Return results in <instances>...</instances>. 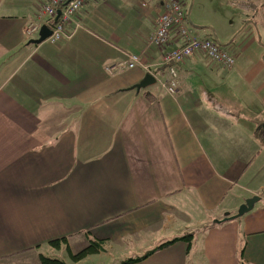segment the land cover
<instances>
[{
  "label": "crops",
  "instance_id": "0c3cea01",
  "mask_svg": "<svg viewBox=\"0 0 264 264\" xmlns=\"http://www.w3.org/2000/svg\"><path fill=\"white\" fill-rule=\"evenodd\" d=\"M47 1L0 0V261L47 245L71 264H264V39L250 18L198 23L192 0L194 34L235 64L195 52L171 94L158 79L180 41L149 42L160 0H91L67 36L30 43ZM129 54L141 62L129 67ZM147 73L156 82L137 90ZM92 239L104 250L72 260Z\"/></svg>",
  "mask_w": 264,
  "mask_h": 264
},
{
  "label": "built area",
  "instance_id": "2783aa9c",
  "mask_svg": "<svg viewBox=\"0 0 264 264\" xmlns=\"http://www.w3.org/2000/svg\"><path fill=\"white\" fill-rule=\"evenodd\" d=\"M91 0H48L38 10L34 20L27 27V34L38 33L42 25L51 29V34L46 38L52 42L58 41L68 35L66 29L79 9ZM164 12L159 15L156 21L155 31L149 37V42L159 47H166L171 42L173 31L177 35L180 44L174 49L165 52L162 56V64L166 68L163 78L158 83L168 93L174 94L180 85L179 65L186 57L195 52H203L209 58L231 67L235 64L233 55L225 51L219 43L210 37H199L192 31L187 13L179 0H160ZM60 15L58 16V12ZM141 62L140 55L129 54L127 65L134 67ZM116 66L108 70L113 71Z\"/></svg>",
  "mask_w": 264,
  "mask_h": 264
},
{
  "label": "rangeland",
  "instance_id": "374dc122",
  "mask_svg": "<svg viewBox=\"0 0 264 264\" xmlns=\"http://www.w3.org/2000/svg\"><path fill=\"white\" fill-rule=\"evenodd\" d=\"M181 4L184 7L186 13L189 12L191 8L192 0H180ZM196 6L194 7V11L198 13H203V21L198 23L210 24L212 26H216L219 23H225L227 26L223 28L220 27L221 30H227L228 27H240L242 24V19L245 17L250 18V24L253 27V31L258 34H261V37L264 39V0H253L251 1L248 7L250 10L247 12H243V10H237L240 7V4L243 0H195ZM246 1V0H244ZM262 3H259V2ZM256 2V3H255ZM254 5H256L254 7ZM233 7V8H232ZM192 30L194 33L201 32L200 28L195 27L192 23ZM232 26V27H231ZM208 28V27H207ZM244 32V31H243ZM226 46V45H225ZM224 46V47H225ZM207 57V56H206ZM209 60L211 58L207 57ZM215 62V61H213ZM237 213V212H236ZM235 214V213H234ZM40 253L52 257V258H67L69 264H71V260L69 258V254L66 248L61 251L54 250L47 245L42 246L40 249H37L28 254L19 255L17 257L5 259L0 261V264H41L39 260ZM103 258V264H118L119 261H115L110 256H101V257H93V263H97Z\"/></svg>",
  "mask_w": 264,
  "mask_h": 264
},
{
  "label": "trees",
  "instance_id": "16d2710c",
  "mask_svg": "<svg viewBox=\"0 0 264 264\" xmlns=\"http://www.w3.org/2000/svg\"><path fill=\"white\" fill-rule=\"evenodd\" d=\"M259 135L264 136V130L263 131L259 130ZM67 239H68L67 236L57 238V239H53L50 241V245H52L56 248H59L62 244H68ZM103 250H104V241L92 239V240H90L89 244L87 246H85L84 248H82L81 250H79L77 252H72L71 250H69V253H70L72 260L79 261V260L85 258L86 256L90 255V254L99 253ZM140 259L141 258L129 259V260H127L121 264L132 263V262L138 261ZM39 260H40L41 264H67V262H65L62 259L48 257V256H45L43 254H41L39 256Z\"/></svg>",
  "mask_w": 264,
  "mask_h": 264
},
{
  "label": "water",
  "instance_id": "95a60500",
  "mask_svg": "<svg viewBox=\"0 0 264 264\" xmlns=\"http://www.w3.org/2000/svg\"><path fill=\"white\" fill-rule=\"evenodd\" d=\"M59 15H60V11L58 12V16L56 17V20L58 19ZM50 34H51V29L47 25H42L41 29L39 31V37L31 39L30 43H35V44L41 43ZM155 82H156L155 76L151 73H147L145 75L144 79L141 82L137 83L134 87H136L137 90H140L141 88L146 87L150 84H154ZM260 199H261L260 195H254V196L246 199L245 202L239 206L237 213L230 215L229 212H226L223 220L238 218V217L246 214L247 212L251 211L254 208V205ZM217 221L219 222L220 220H217Z\"/></svg>",
  "mask_w": 264,
  "mask_h": 264
}]
</instances>
